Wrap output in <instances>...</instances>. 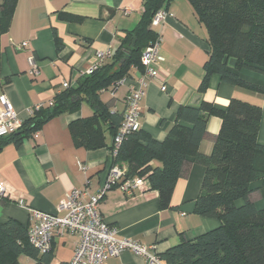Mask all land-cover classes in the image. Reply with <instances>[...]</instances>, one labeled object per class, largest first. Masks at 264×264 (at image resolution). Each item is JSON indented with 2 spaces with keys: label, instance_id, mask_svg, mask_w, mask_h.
Returning a JSON list of instances; mask_svg holds the SVG:
<instances>
[{
  "label": "crops",
  "instance_id": "obj_1",
  "mask_svg": "<svg viewBox=\"0 0 264 264\" xmlns=\"http://www.w3.org/2000/svg\"><path fill=\"white\" fill-rule=\"evenodd\" d=\"M144 1L16 0L9 27L0 34V96L7 99L18 118L27 119L34 109L50 103L63 90L64 82L76 86L97 62L96 50L117 47L140 19ZM125 9H129L127 15ZM167 12L162 25L154 29L161 35L159 51L164 60L141 99L140 129L163 140L180 106L198 107L209 101L225 110L230 99L237 98L261 107L257 140L264 144V93L222 82L216 74L210 75L206 89L200 90L209 50L204 27L187 0H171ZM30 58L37 73L30 72ZM227 69L264 86V71L237 70L233 58L227 59ZM140 73L134 68L125 81L100 90L102 101L108 102L112 111L123 113L128 85ZM162 85L165 90L160 89ZM91 114L92 108L82 102L77 111L61 113L31 136L0 147V182L7 187V195L0 198V222L14 219L29 229L34 224L32 210L63 215L57 207L72 189L98 193L111 166L109 150L75 146L68 127L71 120ZM220 124L219 117L209 116L207 134L199 145L201 153H210ZM188 159L187 173L175 182L169 208H160L157 191L142 178L140 187L131 193L123 190L121 182L106 190L98 203L101 217L117 228L120 237L152 245L158 255L181 239L190 240L217 227V219L194 212L205 167L193 157ZM253 186L259 188L255 205L262 208L264 179ZM76 240L77 236L67 231L54 233L50 264L69 262ZM20 260L30 264L27 257ZM106 264H145V260L124 250L109 257ZM160 264H165L162 259Z\"/></svg>",
  "mask_w": 264,
  "mask_h": 264
},
{
  "label": "trees",
  "instance_id": "obj_2",
  "mask_svg": "<svg viewBox=\"0 0 264 264\" xmlns=\"http://www.w3.org/2000/svg\"><path fill=\"white\" fill-rule=\"evenodd\" d=\"M170 1L145 0L140 19L120 38L109 60L83 74L76 86L68 84L50 103L34 109L16 132L0 138V147L9 141L18 143L51 118L75 112L86 102L92 114L68 125L74 145L90 150L107 147L111 164L125 168L124 179L144 178L150 189L157 191L161 209L170 207L173 187L187 173L189 157L205 167L194 212L215 218L219 224L169 247L159 255L165 264H264V207L255 205L259 188L253 186L264 179V144L257 140L259 105L231 98L225 110L209 101L198 107L180 106L163 140L138 129L127 134L114 151L113 139L123 113L112 111L99 91L131 76L134 68L142 72L141 52L156 38L151 18L157 10H167ZM187 1L204 27L209 46L200 90H205L210 75L216 74L222 82L264 93V86L227 69V59L233 58L237 70L264 71V0ZM15 3L0 0V34L9 27ZM211 115L219 117L221 124L210 153L204 154L199 145ZM22 256L30 264H50L53 253L52 248L41 251L29 242L27 227L17 220L0 222V264H22Z\"/></svg>",
  "mask_w": 264,
  "mask_h": 264
},
{
  "label": "built area",
  "instance_id": "obj_3",
  "mask_svg": "<svg viewBox=\"0 0 264 264\" xmlns=\"http://www.w3.org/2000/svg\"><path fill=\"white\" fill-rule=\"evenodd\" d=\"M129 9L123 11L124 15ZM167 10H157L151 18L150 25L153 29L159 28L166 15ZM161 35L156 30V38L148 44L141 52L140 63L142 72L134 79L127 88L124 96V111L117 133L114 136V151L118 148L122 139L129 133L140 129L139 115L140 102L145 95L146 87L150 81L155 79L159 64L164 60L160 54ZM97 62L89 67L84 74H89L102 65L112 55L109 47L104 51L96 50ZM31 73H37L33 59L30 58ZM129 77V76H128ZM127 77L118 83L125 81ZM64 82L62 87H67ZM161 90H165L162 85ZM22 124L17 117L11 104L7 99L0 96V138L16 132ZM125 168L119 164H111L107 171L106 179L95 195H90L85 188H74L60 201L57 211H63V215L48 213L40 210H32L31 215L34 224L28 229V240L41 251L52 248L54 233L67 231L77 236L76 244L70 264H106L109 257L118 255L124 250H130L134 254L144 258L145 264H160L161 258L152 251V245H145L120 237L116 227L107 223L101 217L98 203L103 194L114 183L121 182L124 191L131 193L135 188L140 187L142 178L124 179ZM7 195V187L0 182V198Z\"/></svg>",
  "mask_w": 264,
  "mask_h": 264
}]
</instances>
